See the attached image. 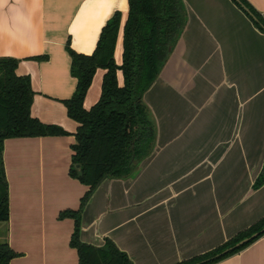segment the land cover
<instances>
[{
	"label": "crops",
	"instance_id": "crops-1",
	"mask_svg": "<svg viewBox=\"0 0 264 264\" xmlns=\"http://www.w3.org/2000/svg\"><path fill=\"white\" fill-rule=\"evenodd\" d=\"M246 1L264 16V0ZM182 2L185 27L143 96L153 151L134 177L102 182L81 215L82 243L100 248L109 239L132 264H178L264 217V183L253 187L264 170V35L229 0ZM115 13L116 55L128 0H0V59L17 60L16 74L30 77L32 116L69 134L3 143L8 222L0 244L18 255L10 264H78L74 222L58 219L88 191L69 176L78 125L61 102L77 81L66 45L91 55ZM217 264H264V236Z\"/></svg>",
	"mask_w": 264,
	"mask_h": 264
},
{
	"label": "trees",
	"instance_id": "trees-1",
	"mask_svg": "<svg viewBox=\"0 0 264 264\" xmlns=\"http://www.w3.org/2000/svg\"><path fill=\"white\" fill-rule=\"evenodd\" d=\"M253 27L264 35V16L246 0H230ZM182 0H128V14L122 29V61L115 62V49L121 30V15L103 27L91 55L66 51L71 59V76L76 89L62 101L67 117L77 123L71 147L69 176L88 191L77 211H64L59 220L70 219L74 231L69 246L77 252L78 264H132L127 255L106 239L100 248L81 242V215L95 190L105 180H126L135 176L139 165L150 156L155 144V125L149 119L143 96L153 85L171 55L186 24ZM31 60L47 61V57ZM18 61L0 59V223L8 222V187L4 173L3 143L9 139L68 136L61 127L45 125L32 116L35 93L28 76H18ZM98 71H102L97 102L89 108L85 101ZM264 183V170L253 187ZM264 217L239 232L223 245L178 264H217L264 236ZM258 234L256 238L250 239ZM250 239L242 246L240 242ZM7 242L0 244V264L17 258Z\"/></svg>",
	"mask_w": 264,
	"mask_h": 264
},
{
	"label": "rangeland",
	"instance_id": "rangeland-1",
	"mask_svg": "<svg viewBox=\"0 0 264 264\" xmlns=\"http://www.w3.org/2000/svg\"><path fill=\"white\" fill-rule=\"evenodd\" d=\"M230 1V0H229ZM232 3V2H230ZM234 6V5H233ZM235 7V6H234ZM238 9V8H237ZM239 10V9H238ZM240 11V10H239ZM241 12V11H240ZM242 13V12H241ZM120 51L119 53H116L115 57H117L118 61L120 62L121 60V53H122V46L119 47ZM102 71H98L96 74V77L94 79L93 85L90 89V92L87 96L86 102H85V106L86 108L91 107L93 104H95V102L97 101L98 97H99V93H100V84H101V77H102ZM146 107V105H144ZM147 111H148V115H149V119L153 122L154 124V120L152 118V115L149 111V109L146 107ZM200 154H197V160H199ZM257 180V179H256ZM256 180L254 181L253 185L255 184ZM231 203V202H230ZM0 227H3L0 223ZM2 232L3 228H0ZM0 238H2V234L0 233Z\"/></svg>",
	"mask_w": 264,
	"mask_h": 264
},
{
	"label": "water",
	"instance_id": "water-1",
	"mask_svg": "<svg viewBox=\"0 0 264 264\" xmlns=\"http://www.w3.org/2000/svg\"><path fill=\"white\" fill-rule=\"evenodd\" d=\"M234 2H236L238 5H240V7L247 13L249 14V12L247 11V9H245L238 0H233ZM264 232V229L261 231ZM258 236V234L253 235L250 239L256 238ZM250 239H246L242 242H240L238 245H236V247L242 246L243 244L247 243Z\"/></svg>",
	"mask_w": 264,
	"mask_h": 264
}]
</instances>
